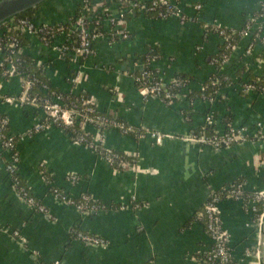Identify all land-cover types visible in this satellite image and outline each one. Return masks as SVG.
I'll return each mask as SVG.
<instances>
[{"label":"crops","instance_id":"0c3cea01","mask_svg":"<svg viewBox=\"0 0 264 264\" xmlns=\"http://www.w3.org/2000/svg\"><path fill=\"white\" fill-rule=\"evenodd\" d=\"M90 3L102 7L100 0ZM263 3L180 0L188 17L185 23L135 13L123 23L129 40L97 39L85 58L60 57L36 37H24L22 56L42 69L41 77L53 91L92 98L98 112L132 127L137 135L105 131L104 147L126 159L124 169H111L94 151L47 124L40 109L0 101V115L8 119L9 133L17 141L20 187L43 211L19 199L7 172L11 153L0 144V264H33L8 238L14 233L38 264H193L198 252L208 248L199 213L212 192L237 181L249 192L264 191L263 141L218 151L179 139L157 145L146 133L195 134L213 115L219 133L228 120L232 128L264 136V97H245L225 88L215 106L184 98L169 105L144 95L134 76L140 74L147 52L157 54L149 57V67L166 86L182 74L193 79L189 88L199 90L213 72L235 78L245 67L254 77L264 76L262 46L247 58V41L240 38L228 61L214 70L211 62L221 54L223 41L204 28L219 26L238 33L250 23L264 36ZM79 5L82 8V0H49L36 9L34 24L67 23ZM197 5L199 12L193 9ZM113 9L112 14L117 12ZM21 89L19 79L0 81L1 96H18ZM41 124L45 126L35 132ZM54 190L73 200L88 195L104 210L78 215L56 201ZM221 211L235 261L255 264L244 255L255 245L252 215L232 201L222 203ZM76 233L98 237L106 247L92 248L77 240Z\"/></svg>","mask_w":264,"mask_h":264},{"label":"built area","instance_id":"2783aa9c","mask_svg":"<svg viewBox=\"0 0 264 264\" xmlns=\"http://www.w3.org/2000/svg\"><path fill=\"white\" fill-rule=\"evenodd\" d=\"M106 1H116L117 7H123L124 5H129L130 11L139 14L155 13V16L160 20L167 19H178L180 22L185 23L187 20L186 14L180 8V0H153L150 3L144 4L137 2L135 0H106ZM105 1V3H106ZM105 3H101L102 7H98L90 1L82 0V19L77 20L71 27H66L63 24H41L35 25L28 20H18L16 19L12 26L8 28L0 29V81H9L12 79H19L21 82V93L15 97L1 96L0 101L7 105H17L20 107L27 106L36 109H40L45 116L47 124L54 125L58 129L66 130L67 127L72 123L73 119H77L78 116L75 113V105L70 103L71 108H66L64 106V100L60 97H53L52 99L41 98L38 95H30V90L35 79L26 76L18 72L15 66L17 55H22V42L18 37L9 35L10 30L19 31L22 37L31 36L36 37L42 46L50 49L60 57H64L68 54L76 57L85 58L92 53V43L97 39H107L110 42H116L118 40L127 41L129 40V33L126 27L123 25L125 21V9L121 8L116 13H110L109 9L106 8ZM262 9H264V3L262 4ZM194 11L199 12L200 6H194ZM95 15H99L97 17ZM84 19L90 21L93 28V32H89L88 28L84 22ZM104 25V31L102 33L96 32L98 26ZM123 25V26H122ZM106 27V28H105ZM3 29V30H2ZM211 31L219 36L223 44L226 43L225 51L226 54L221 56L222 62L221 67L228 61L230 53L235 48L234 45L228 43L229 37L226 30L219 26H212ZM75 36L77 43L74 46L71 41V35ZM235 32L232 33V35ZM240 39L246 40L247 45L245 48V56L251 58L256 46L261 45L263 48L264 57V36L262 33L251 29V24L248 23L242 31L238 32ZM146 59L150 64L149 57ZM216 61L213 60V63ZM141 71L138 78H134V81L138 85L141 92L155 100H161L162 93H166V99L168 102L166 104H173L177 101H181L183 98L182 94H171L168 93V85L173 84V80L170 81L167 86L164 85L160 79L153 78L152 71L150 67H144L141 65ZM220 67V68H221ZM78 77V76H77ZM244 75L242 76V78ZM263 77L262 83H260V78ZM254 83H249L241 79L242 83L235 79L238 87V91L247 96H258L264 97V76L256 77ZM75 82V80H74ZM217 81H214V84ZM165 86V90L162 88ZM179 84H175L173 87H179ZM172 87V88H173ZM45 89V88H44ZM71 97L79 98L78 102L84 107V134L91 136V140L88 141L85 135H79L74 141L82 146H85L97 155H99L104 162L111 169H124L126 166L125 159L104 147V133H100V130H93V127L97 125L100 127H108V129H114L125 136L137 135L136 131L122 122L115 120V118L107 115V118L101 117L97 114V109L92 98H83L80 96H75L70 94ZM65 100H68L67 98ZM204 102L210 106L214 105L216 102L213 99L202 98ZM70 121V122H69ZM214 116L208 117L206 119L205 126L209 127L212 132L211 137L204 135L203 131H200L198 135H191L189 142H198L201 146L210 147L214 150L227 149L233 145H242L246 143H251L254 139L257 141H263L264 136L260 133L251 135L248 133L246 128L235 129L229 124V127L219 133L214 129ZM45 126V125H44ZM42 124L35 129L39 131L44 127ZM260 127V126H259ZM258 127V128H259ZM258 130V129H257ZM150 139H152L157 145H160L163 140L169 139V136L162 135L161 133H146ZM0 144L4 151L11 153L12 161L7 166V172L11 175L12 185L17 192L18 196L26 202L28 206L36 208L39 212H43L42 209L37 205L36 201L29 195V193L22 187H20L19 179L16 174L15 166L19 162L17 153L14 151L17 149L16 138L9 133V121L5 117L0 115ZM68 180L74 182V177H68ZM264 192L252 191L249 192L246 189L244 182L236 185V183L230 184L223 187L222 189L216 191L213 195L209 197L205 203L203 210L199 213L200 218L205 217L204 229L207 238L208 248L204 249V252H198V257H194L193 264H237L234 259L233 252L230 248V235L228 231L223 228L222 221V211L221 204L224 202H239L243 210L249 213L253 217V222L251 227L254 231V242L256 243L257 229L259 219L261 217V210L264 205V199L262 198ZM53 196L55 199L68 204L71 207H75L77 210L84 213L98 212L104 210L102 205L95 203L92 198L88 195H81L79 199L73 200L64 196L57 190L53 191ZM260 205H262L260 207ZM199 219V218H198ZM76 239L91 246H104L106 243L99 239L98 237L85 235L82 233H76ZM14 237L17 239L18 234L14 233ZM254 243V244H255ZM244 255L248 259H252L255 264V245L253 248H249L244 252ZM151 264V263H148Z\"/></svg>","mask_w":264,"mask_h":264},{"label":"trees","instance_id":"16d2710c","mask_svg":"<svg viewBox=\"0 0 264 264\" xmlns=\"http://www.w3.org/2000/svg\"><path fill=\"white\" fill-rule=\"evenodd\" d=\"M87 1H91V0H87ZM100 1L102 3H105L106 0H100ZM117 3H118V0H117ZM105 6L109 10L112 7H114L115 9H113V10H116V11L121 10V8H123V7H117L116 1H106ZM36 11L37 10L28 11V12L22 14L21 16H19L17 19L18 20H28L32 23H35L34 17H35ZM147 15H150V16L154 15L155 16V13H148ZM95 16L100 17L99 15H95ZM125 17H126V19H129V17H130V14L127 11L125 12ZM80 19H82L81 5L78 6L77 10L75 11L74 16L71 17L68 20V22L64 23L63 25H65L66 27H71L77 20H80ZM84 22L88 28V31L92 33L94 27L91 26L90 21H87L86 19H84ZM103 27H104V25H100L97 28H95L96 32L102 33L104 31ZM204 28L207 31V30H211L212 27H204ZM10 30L12 32H10L9 35H12L14 37H18L21 40V42L24 41L21 32L13 31V29H11V28H10ZM226 32H227V35L230 36L228 43L232 46L234 44H237V42L239 40L238 33L235 32V34L232 35V33H233L232 31H226ZM71 41H72V44L74 46H76L75 44L77 43V39L75 38L74 34L71 35ZM225 46H226V43L223 44L221 47V50H222L221 54L218 57L214 58V60L216 62L215 63L211 62L214 70H218L221 67V62H222L221 56H223L224 54L227 53V51H225ZM156 55H157L156 53L147 52L146 55H144V58L145 57L146 58L147 57H155ZM15 59H16L15 66L17 67L18 72L25 74L26 76H29L30 78H33L36 80V82H33L32 86H31V90H30L31 96L38 95L41 98H45V99H52L53 97L54 98L60 97L61 99L64 100L63 104H64V106H66V108H71V106L69 105L70 103H73L75 105L76 109L74 111L77 114L78 118L73 119L72 123L69 125V127H67L66 130L63 131V133L71 140H74L79 135H85L84 131H83L85 113H84V107L78 102L79 98H74V97H71L70 95H63V94H60V93L53 91L50 88V86L48 85V83L42 79V77H41L42 76L41 75L42 69L41 68L35 67L33 62L27 60V58H24L21 54L17 55L15 57ZM147 60L148 59H145L142 62V64L146 68L149 66V63L147 62ZM152 74H153L152 77L156 78V80H157L158 78H157L156 73L152 72ZM243 75H244V77L242 78ZM138 77H139V74H136L134 76V78H138ZM235 79H237L239 83L242 81L241 79H243L244 81H248L249 83H254L255 80H257L256 77H254L251 74L250 70L247 69V67L237 70L235 78H229L228 76H220L217 72L216 73L213 72L211 74V76L208 79H206L204 84L201 85L200 89L195 90V89L189 88V85L191 84V82L193 80L191 77H188V76H185L182 74H178L173 78L174 83L167 86V88H168L167 92L171 93V94H182L185 102H188V103H193L194 101H196L198 99H202V98L213 99L218 103L221 91L225 90V88H231L233 90L238 91V87H237V83H236ZM262 79H263V77L259 79L260 83H262V81H263ZM214 81H217V83L214 84ZM175 84H179L180 86L178 88L177 87L174 88L173 86ZM240 94L245 96V97L247 96V95H244L242 93H240ZM81 96L83 98L86 97L83 94ZM66 98L68 100H65ZM161 100H163L164 103L168 102V100L166 99V93L165 92L162 93ZM183 113L186 114L185 111H183ZM97 114L100 115L101 117L108 119L107 115H105V114H102L98 111H97ZM224 126L226 129L229 127V121L228 120L225 121ZM203 128H204V130L203 129L196 130L195 135L200 134V131H203L204 135H206L207 137H211L213 135L211 132V129L209 127H203ZM93 130H100L99 132L103 134V133H105V131L108 130V127L107 126L106 127H100V129H99V127L97 125H95L93 127ZM85 137L87 138L88 141L91 140V136L85 135ZM14 153H17L16 150L14 151ZM125 161H126V159H125ZM47 179H49V178H47ZM240 182L241 181H237L235 183H236V185H238V184H240ZM58 193H59V191H58ZM261 206L262 205H260V207ZM201 220H202V223H205V217L204 216H202Z\"/></svg>","mask_w":264,"mask_h":264},{"label":"water","instance_id":"95a60500","mask_svg":"<svg viewBox=\"0 0 264 264\" xmlns=\"http://www.w3.org/2000/svg\"><path fill=\"white\" fill-rule=\"evenodd\" d=\"M47 1H49V0H0V29L1 28H8V27L12 26L14 21L19 16H21L22 14H24L28 11H34V10L38 9L40 6L45 4ZM123 9H125V11H127L130 14V16L135 17V12L130 11L129 5H124ZM162 89L165 90V86ZM158 101H161L164 103L163 100H158ZM215 104H216V102L214 103L213 106H215ZM193 134L194 133L191 132L190 135H180V136H178V135L173 136L170 134H162V135L169 136L170 137L169 140L170 139H179V140L184 141L185 143H188V144L200 145V143H198V142L194 143V142L187 141L191 138L190 136ZM263 144H264V140H263ZM242 145H245V144H242ZM221 150L222 149H220L218 151H221ZM222 188H220V189H222ZM215 192L216 191H213L211 195H213ZM262 198L264 199V193L262 195ZM19 199L23 203L26 204V202L24 200H22L20 197H19ZM208 199L209 198H207V200ZM56 201H58L64 207H68V208L73 209L74 211L77 212L78 215L87 216L89 214H94V212H91V213L81 212V211L77 210L75 207H71L62 201H59L57 199H56ZM32 209L34 210V208H32ZM8 238L12 241V243L16 246V248L20 252L25 254L32 261L33 264H38V261L35 258L33 252H31L26 247H24V245L21 244V242H19L16 238H14L13 234L9 235ZM88 246L95 248V249H103L106 247V246L100 247V246H91V245H88ZM255 256H256L257 264H264V205H263V208L261 210V217H260L259 223H258L257 238H256V243H255Z\"/></svg>","mask_w":264,"mask_h":264},{"label":"rangeland","instance_id":"374dc122","mask_svg":"<svg viewBox=\"0 0 264 264\" xmlns=\"http://www.w3.org/2000/svg\"><path fill=\"white\" fill-rule=\"evenodd\" d=\"M41 25V24H40Z\"/></svg>","mask_w":264,"mask_h":264}]
</instances>
